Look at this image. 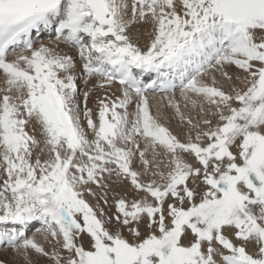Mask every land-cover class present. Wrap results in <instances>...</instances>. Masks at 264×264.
I'll use <instances>...</instances> for the list:
<instances>
[{"label": "snow or ice", "instance_id": "1", "mask_svg": "<svg viewBox=\"0 0 264 264\" xmlns=\"http://www.w3.org/2000/svg\"><path fill=\"white\" fill-rule=\"evenodd\" d=\"M0 255L264 264V0H0Z\"/></svg>", "mask_w": 264, "mask_h": 264}, {"label": "bare ground", "instance_id": "2", "mask_svg": "<svg viewBox=\"0 0 264 264\" xmlns=\"http://www.w3.org/2000/svg\"><path fill=\"white\" fill-rule=\"evenodd\" d=\"M144 43H145V39H141L140 46L143 47ZM61 48H65V46L64 45H61ZM93 82H95V81H93ZM80 88L83 89V84L82 83L80 84ZM97 95H101L102 96L103 95V91L102 90H98L97 91ZM94 99H95V97H93V100L90 101L89 107H93L94 106V103H93L94 102ZM29 234H31V233H29Z\"/></svg>", "mask_w": 264, "mask_h": 264}, {"label": "rangeland", "instance_id": "3", "mask_svg": "<svg viewBox=\"0 0 264 264\" xmlns=\"http://www.w3.org/2000/svg\"><path fill=\"white\" fill-rule=\"evenodd\" d=\"M0 259H8V257L0 255Z\"/></svg>", "mask_w": 264, "mask_h": 264}]
</instances>
